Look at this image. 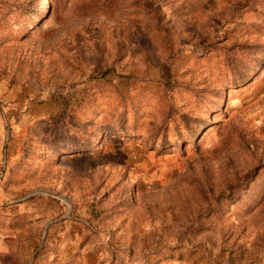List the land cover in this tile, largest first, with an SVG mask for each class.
Instances as JSON below:
<instances>
[{
    "label": "rangeland",
    "instance_id": "obj_1",
    "mask_svg": "<svg viewBox=\"0 0 264 264\" xmlns=\"http://www.w3.org/2000/svg\"><path fill=\"white\" fill-rule=\"evenodd\" d=\"M0 264H264V0H0Z\"/></svg>",
    "mask_w": 264,
    "mask_h": 264
},
{
    "label": "trees",
    "instance_id": "obj_2",
    "mask_svg": "<svg viewBox=\"0 0 264 264\" xmlns=\"http://www.w3.org/2000/svg\"><path fill=\"white\" fill-rule=\"evenodd\" d=\"M149 3V2H148ZM88 146H90V144H88Z\"/></svg>",
    "mask_w": 264,
    "mask_h": 264
}]
</instances>
